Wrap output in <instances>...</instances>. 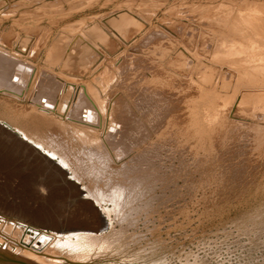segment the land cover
<instances>
[{"label": "bare ground", "instance_id": "6f19581e", "mask_svg": "<svg viewBox=\"0 0 264 264\" xmlns=\"http://www.w3.org/2000/svg\"><path fill=\"white\" fill-rule=\"evenodd\" d=\"M91 1L68 0L65 3H70L74 9L69 6L67 10L60 5L42 9L37 7L41 4L39 0L20 1L17 6L24 11L18 18L14 17L12 23L23 36L15 37L11 25V31L0 32L2 189L19 186L24 199L30 200L45 199V187L50 191L60 187L72 189L75 193L72 196L101 208L102 225L108 227L110 211H117L144 193H150L156 185H166L169 180L166 176L170 177L165 175L168 170L175 172L171 176V183L173 180L175 183L179 172L189 167L215 165L224 166V170L236 167L241 171L264 167V0H227L225 3L219 0L220 4L218 1L216 5L206 0L205 5L197 2L198 6L188 7L190 12L181 4L185 0L181 1L180 11L185 9L182 13L176 12L180 7L177 10L167 7V11H171L167 14L171 18L168 26L180 35H177L180 40H173L172 35L157 27L149 28L142 39L133 42L132 53L120 51L118 55L112 52L118 51L119 46L107 42L99 32L92 30L87 36L79 31L85 22L76 23L77 29L54 28L57 29L54 33L51 25L54 26L55 21ZM151 1L154 2L150 7L146 5L148 10L161 5L156 3L158 0ZM2 9L0 7V22L13 16V11L5 13ZM195 11L198 15H193ZM148 12L151 14V10ZM147 16L146 24L151 27L152 16ZM43 19L49 24L43 25ZM179 20L186 21V25ZM112 25L122 36L123 46L135 33L144 30L140 22L126 15L113 20ZM202 26L207 31H202L205 29ZM192 38L200 43L191 45ZM98 42L107 47L108 54ZM101 68L102 73L94 76ZM81 76L92 77V81H81L77 78ZM208 170L201 169V172L208 173ZM192 186L188 188L190 191H194ZM169 195L173 194L167 197ZM47 196L53 199L50 194ZM166 200L165 204L169 203ZM109 204L112 210L103 207ZM71 236H75L76 243H70ZM63 238L67 242L62 244ZM91 239L97 238L78 231L57 235L32 227L22 229L0 215L2 264H57L55 251L70 247L76 252L82 243L94 242Z\"/></svg>", "mask_w": 264, "mask_h": 264}, {"label": "rangeland", "instance_id": "374dc122", "mask_svg": "<svg viewBox=\"0 0 264 264\" xmlns=\"http://www.w3.org/2000/svg\"><path fill=\"white\" fill-rule=\"evenodd\" d=\"M20 1L27 2V0H0V7L3 8L2 10H4L5 13H7L8 10L13 11L11 13L13 14V16L6 17L4 18L3 21L0 22V32L5 31V30L6 31L13 30L15 31V34H14L15 37L16 36L18 37L19 35L23 36L22 34H20L19 30L16 29V27L13 25L14 19L18 18L17 16L24 11L22 7L17 6V5H20ZM39 1L41 3L40 4L41 6L39 5L37 7H41L42 9L46 8L47 6L53 7L56 5H60L62 9L64 10H67L69 6H71L69 8H72V5L70 3L69 4L65 3V2H68V0L66 1L65 0H59V1L58 0L57 1L39 0ZM94 1L95 0H92L89 4H85L84 8H82L83 6H81L80 8H77L79 11L77 9L76 11H72L73 13L71 12L69 15L59 19L60 21L59 20L55 21L54 26L51 25V27L53 28V30L54 28H57L59 30L61 29L71 30V29L76 28V26H78L80 22H83V23L85 22L83 27L81 28L77 27L78 30L79 31L82 30V32L83 33L85 32L87 36H88V33L92 30L99 32L102 36L105 37L107 42L111 44L114 43L115 46L116 45L119 46L118 47L119 52L118 51L112 52L114 55H118L119 53H121L120 51H122L123 54L124 52L125 54L127 52H128L127 54L132 53L131 50H132V46L134 45V43H137L140 39H142L141 37L144 35V33L147 30H149V28L157 27L159 30L167 31L169 35H172L171 38H174L173 40H176V39L178 40L179 38H177V35L178 36L180 35L177 34V32H173L172 30H170V27L168 26V22H170L169 20L171 18H170V15H167V14H171V11L169 10L170 11L169 13V11H167L168 10L167 7H172L174 8V10H177V7H180L178 8L179 10L176 12L182 13V11L185 10L183 9L182 11H180L183 5H184L183 8H186L188 10L189 8L191 9L192 7L198 6L199 4L205 5L206 3H209V2L212 3V5L213 4L216 5L219 0H211V1L207 0V2L206 0L205 1L202 0V2L201 0H198V1L192 0V2H189L191 0H185L187 7L185 6V3H181V1H184V0H176L175 4L172 3L173 2L172 0H158L159 2L155 0V2L157 1L156 3H159L161 5H158L155 3L157 6V8L156 7L155 8L157 10H155V8L154 9L150 8L151 12L150 10H148L149 8L146 7V5L149 7L150 5H152L154 1L152 2L151 0H150L151 4H148L150 3L148 0H143L144 2H141L140 0L138 1L135 0V2H132L133 0H129V1L127 0V2H125V0H118V1L117 0H106L107 2L105 0H98V2L97 0L95 2ZM101 1H105V2H101ZM121 1L123 2L120 3ZM226 1L227 0H224L223 2V0H221V3H225ZM197 2L198 3L200 2V3L198 4ZM37 3L38 1L36 2V4ZM105 3H108V4H105ZM134 3H135V6L137 5V7L134 6ZM180 3L183 5L181 6ZM190 3H192L193 5L191 6ZM100 4L104 7H101ZM143 4H144V7L143 6L141 7V5ZM218 4H220V1ZM128 5L132 7L131 10L127 8ZM138 6L140 8H138ZM158 6L161 8H159ZM137 8L140 10L142 8L144 10H141L143 11L141 13L140 10H138ZM190 9L187 12H190ZM161 10L163 11V13ZM164 10H165V13H164ZM147 11H149L151 14H147ZM104 12L107 13L108 15L107 14L105 15ZM144 12L146 13L144 14ZM197 12L195 11V14L193 15H198ZM137 13H140V14H137ZM122 15H126L130 19L137 20V22H140L144 28L143 32L135 33L136 35L130 38L128 42H125L127 43L126 46H123L122 42L124 43V41L122 39V36L119 34L115 26L112 25V21L118 20V18L121 17ZM139 15L140 17H143L144 19L140 18ZM145 15L147 17L152 16L150 17V20H151L150 22H151V25L153 24V26L149 27V25H147L148 23L146 24L147 21H145V18H146ZM87 17L91 19H88ZM166 17L168 18L167 20H166ZM158 18L160 19L159 21L161 22L159 21L157 22ZM163 20L165 22H162ZM182 20L181 21L179 20V23H181L182 25L183 24L186 25L187 22L182 21ZM76 23L78 25H76ZM157 23H160V24H157ZM162 23L164 25H162ZM42 24L47 25L49 23L47 22L46 19L45 20L43 19ZM10 25H11V30L9 27ZM194 25L196 27L197 24H194ZM202 27L205 28V29H202V31H207L206 27L204 26ZM56 30H54V33ZM106 30L109 32H107ZM196 31L197 30L195 29V32ZM53 34H51V36ZM138 37L140 38L138 39ZM193 39H195L196 41V38H192L191 45H196V44L198 45L200 43V41L193 42L194 41ZM115 40H117V42H115ZM98 46L102 49L103 52H107L108 54L107 47L104 44L98 42ZM41 63H42L41 65H44L43 61H41ZM100 70H98L94 74V76L100 75L103 71V68H101ZM77 78H79V80L81 81L84 80L85 82L87 80L92 81L91 80L92 77L87 78L85 76H81ZM174 165L178 166V163H174ZM168 166H169V163H168ZM213 167H215V165L213 166L208 165L207 167H204L205 169L207 168V170L211 168L210 171L208 170V173L204 172L207 170L201 167H199L200 171L198 170L199 168H194V167H189V169L191 168L190 169L191 171L188 168H186L183 172H181L182 171L181 170L179 173L180 175L183 173L184 176L179 175L178 178L175 179V177L177 176V174H175L174 179L175 181L177 180L175 183H174V180H173V183H171L172 182L171 179H173L171 176L175 172L172 173L170 170L166 171L167 173L165 175H168V174L170 175V177L166 176L167 178H169V180L166 178L168 180L166 182L168 185L163 184L162 187L159 185H156L155 187H153V191L150 192L151 194L144 193L143 196L142 195L140 196L141 198H137V200L136 199L133 200L130 204L123 205L121 209L124 212H119L121 211L120 208L117 209V211H110L107 216L108 222H109L108 227H104L102 225L103 221L101 222L100 214H103V212H101V208L93 205L91 202H88V201L83 202L80 199V197H77L76 195L72 196L71 194H75L72 189L61 188V187L60 189L56 188L54 189V191H56L55 192L56 194L59 193L57 194L59 196H57L56 194H54V191L45 190L47 189L45 187L43 189L45 193L44 195L50 194V196H53L54 201L52 197H49L47 195H46L47 197L43 196L45 199L43 198H40L37 200L36 199L33 200V198H31V200L30 198L24 199L23 197L24 192L19 186L15 185L13 188H10V189L1 188L3 185L2 183L3 176L0 174L1 176L0 178V191H1L0 197L3 198L4 200L3 201L0 198L1 199L0 200V215L4 216L8 223L10 222L12 225H15L16 227L20 226L22 227V229L27 228V227H32L35 229L42 230L45 233L47 232L49 234L53 233L57 235H60L61 233H65V232L67 234V233L78 231L82 234L93 236L94 239L95 237L97 239L100 238L99 239L100 242H97V239H95L96 241L91 239L94 242H88L89 245L87 244L84 245V243H82L84 248L81 245L79 246V249L77 247L76 252L73 251L70 247L61 249L63 251H60V250H57V252L55 251L54 260L59 262L57 264H264V186H263V182H264L263 168L264 167L263 166L255 167L254 169L250 167V168H247V170H243V171L236 169V167L231 168V169L225 168V170L227 171L224 170L223 168L224 166L222 168L218 166L219 169L217 168V166L215 168ZM193 169H196L197 172L198 173L200 172V173L198 174L196 170H194L195 172L194 173ZM201 169L204 171L201 172ZM188 170L190 172H188ZM211 172L213 174H211ZM242 173H245L246 176L245 174H242ZM189 174L192 175V177ZM200 174L203 175L204 177L201 176ZM226 174L227 176H224ZM219 175L221 176L219 177ZM196 177L200 178V179L199 178L197 179L199 182L195 179ZM179 178L180 179L182 178L183 180L181 181ZM231 178H234V179H231ZM240 178L241 180H244V181L239 180ZM230 179L233 180L232 183ZM251 179L252 180L254 179L255 181H257V183L254 180L252 181ZM235 181H237L238 183ZM196 182L200 184H196ZM191 184L192 185L196 184V185H193L195 188ZM227 184H230V186H228ZM245 184L247 185V188ZM174 185H175V188H174ZM181 185L182 186L184 185V186L182 187ZM189 185L194 188V191L192 190L190 191V189L192 188ZM201 185L203 186L202 188L204 190L206 189L207 190L204 191L203 189H201ZM186 186L187 188H185ZM220 186H221V190H220ZM205 187L207 188L205 189ZM171 188L173 189L171 190ZM177 188H181V189L178 190ZM174 189L176 190L177 194ZM171 193L173 195L174 194L178 195V193L181 195L179 196L169 195V197H167V195ZM17 194L19 195L17 196ZM201 194H203L204 196ZM12 195H13V198H12ZM162 197H164L165 199L164 198L162 199ZM200 197H202L203 200H201L202 198ZM49 198L52 200V202L51 200L48 201ZM12 199H14L16 202ZM21 199L23 200V202ZM141 199L142 201L144 199L147 200V201L146 200L143 201L145 204L141 202ZM165 200L168 201L169 203L165 204L164 202ZM170 200H171V203H170ZM173 200L175 201L173 202ZM135 201L136 203H134ZM154 203H156V205ZM161 203L165 204V206L163 207ZM125 206H127L126 208L128 209H126ZM103 207L104 208L106 207L105 209L112 210V206H110V204L109 206L104 205ZM169 207H172V208H169ZM155 209H157L158 212ZM142 212L144 215L141 214ZM145 212H148L146 213L147 216L145 215ZM195 212L197 214H195ZM121 213H125V214H121ZM157 213L158 214L160 213V214L158 215ZM114 214L116 215L118 214L117 215L118 217ZM104 215L106 216L107 214H104ZM113 234H114V237H112ZM69 238H70L69 239L70 243L72 241L75 243L77 242L75 239V236L74 237L71 236ZM110 238L112 240H110ZM105 241H107L108 243ZM112 241H115V243ZM61 242L63 244L64 242H67V241L63 238ZM90 245L93 247H91ZM82 248L84 250L86 249L87 250L84 251L82 250ZM78 250H81V251H78ZM79 253L80 254L84 253V255L83 254L79 255ZM0 264L2 263L0 262Z\"/></svg>", "mask_w": 264, "mask_h": 264}]
</instances>
